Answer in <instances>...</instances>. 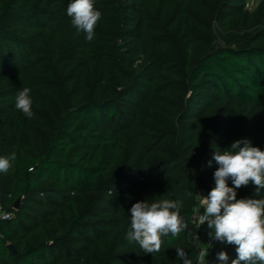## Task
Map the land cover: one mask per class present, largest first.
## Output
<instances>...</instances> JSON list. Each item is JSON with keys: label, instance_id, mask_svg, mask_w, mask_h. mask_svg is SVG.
Returning a JSON list of instances; mask_svg holds the SVG:
<instances>
[{"label": "trees", "instance_id": "obj_1", "mask_svg": "<svg viewBox=\"0 0 264 264\" xmlns=\"http://www.w3.org/2000/svg\"><path fill=\"white\" fill-rule=\"evenodd\" d=\"M247 1L95 0L88 41L70 0H0V156L16 154L0 172V264H183L176 249L199 264L214 153L264 150V0ZM24 87L31 119L15 108ZM252 197L264 190L237 189ZM161 199L183 202L188 228L145 253L126 239L130 209ZM220 251L237 257L218 247L210 264Z\"/></svg>", "mask_w": 264, "mask_h": 264}, {"label": "clouds", "instance_id": "obj_2", "mask_svg": "<svg viewBox=\"0 0 264 264\" xmlns=\"http://www.w3.org/2000/svg\"><path fill=\"white\" fill-rule=\"evenodd\" d=\"M66 14L77 35L83 33L88 41L94 39L95 27L102 17L95 0H70ZM30 92V88L24 87L15 96V108L29 119L34 117ZM15 159L14 152L7 157L0 156V172L7 173ZM212 160L218 165L214 172L215 187L204 196L196 193L200 204L197 209L199 225L207 223L212 230L208 233L210 239L235 246L237 257L231 264H264V198L237 199V189L249 184L255 186L256 196L264 190V150L253 146L250 140H236L223 152H215ZM212 160L208 161V166ZM182 207L179 199L134 203L130 209L131 230L126 239L138 243L145 253L158 252L162 237L169 234L178 237L188 228L181 215ZM211 247L212 244H207L200 251L199 264H206ZM176 251L183 264H192L185 250ZM217 256L227 264V252L220 251Z\"/></svg>", "mask_w": 264, "mask_h": 264}, {"label": "built area", "instance_id": "obj_3", "mask_svg": "<svg viewBox=\"0 0 264 264\" xmlns=\"http://www.w3.org/2000/svg\"><path fill=\"white\" fill-rule=\"evenodd\" d=\"M200 195H202V194H200ZM203 196V195H202ZM200 207V204H198V206H197V208H196V210H195V212H194V214H193V221L195 222V224H197L199 227H200V229L202 230V229H204V228H207L208 226H207V223H205L204 225H202V226H200L199 225V221H198V217H197V209ZM201 211V213L203 212V209H201L200 210ZM10 217V214L9 213H7V212H4L1 208H0V218L1 219H8ZM202 232H203V230H202ZM207 244H212L213 245V247H211L210 249H209V254H208V256L212 253V251L213 250H215L216 248H218V247H220L221 245V243L220 242H218V241H215L214 239H210V237H209V235H206L205 236V245L201 248V250L207 245ZM207 256V257H208ZM207 257L205 258V259H207Z\"/></svg>", "mask_w": 264, "mask_h": 264}, {"label": "rangeland", "instance_id": "obj_4", "mask_svg": "<svg viewBox=\"0 0 264 264\" xmlns=\"http://www.w3.org/2000/svg\"><path fill=\"white\" fill-rule=\"evenodd\" d=\"M260 1L261 0H248L247 1V8H249L251 10H254L258 6V4L260 3ZM202 230H203V236L197 238V243L200 245L201 248L205 245V236L208 235V233L210 231H212L208 227L207 228H204ZM224 244H226V243H221L220 244L221 245L220 247H222ZM223 247H226V246H223Z\"/></svg>", "mask_w": 264, "mask_h": 264}, {"label": "water", "instance_id": "obj_5", "mask_svg": "<svg viewBox=\"0 0 264 264\" xmlns=\"http://www.w3.org/2000/svg\"><path fill=\"white\" fill-rule=\"evenodd\" d=\"M19 204H20V198H19V199L16 201V203H15V208H16V209L19 208ZM8 248H9L12 252L16 253V248H15V246H14L13 244H9V245H8ZM210 261H211V254L207 257V259H206V264H210Z\"/></svg>", "mask_w": 264, "mask_h": 264}, {"label": "crops", "instance_id": "obj_6", "mask_svg": "<svg viewBox=\"0 0 264 264\" xmlns=\"http://www.w3.org/2000/svg\"><path fill=\"white\" fill-rule=\"evenodd\" d=\"M1 208V207H0ZM223 246H226V247H233V248H235V246H233V245H227V244H224ZM222 246V247H223Z\"/></svg>", "mask_w": 264, "mask_h": 264}]
</instances>
